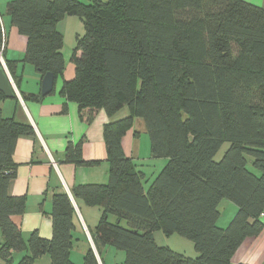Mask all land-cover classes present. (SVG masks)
<instances>
[{
	"label": "trees",
	"instance_id": "trees-1",
	"mask_svg": "<svg viewBox=\"0 0 264 264\" xmlns=\"http://www.w3.org/2000/svg\"><path fill=\"white\" fill-rule=\"evenodd\" d=\"M89 1L12 0L8 15L27 38V50L21 61L5 60V47L2 53L13 75L22 62L57 81L66 69L57 24L78 17L85 34L71 58L75 76L60 91L64 112L74 102L87 123L99 110L109 117L130 112L104 127L109 182L72 192L75 201L101 210L90 230L98 254L88 244L82 264H105L106 246L125 252L123 264H233L242 243L264 229V6L244 0ZM4 35L0 23V46ZM137 119L145 124L151 157L167 159L152 181L122 146ZM22 136L34 137L32 126L0 110V264H36L44 255L51 264H75V247L89 241L77 230L67 193L52 199L51 238L34 231L25 241L13 221L26 211V199L9 194ZM225 143L230 147L218 160ZM66 160L96 163L84 160L83 142L68 145ZM225 200L238 211L223 228ZM157 232L192 241L197 257L160 246ZM17 254H23L19 262Z\"/></svg>",
	"mask_w": 264,
	"mask_h": 264
},
{
	"label": "crops",
	"instance_id": "crops-1",
	"mask_svg": "<svg viewBox=\"0 0 264 264\" xmlns=\"http://www.w3.org/2000/svg\"><path fill=\"white\" fill-rule=\"evenodd\" d=\"M11 1L0 0V23L5 34V56L6 60L21 61L27 50V38L24 35V37L21 36L18 29L11 23L8 15V5ZM244 1L256 6H264V0ZM80 35L82 34H77V36ZM68 66L66 65L62 79H57L54 92L42 100L32 98L41 97L42 84V77L34 66L21 62L15 68L14 75L7 67L17 97L1 100L0 110L4 117H13L20 123L29 124L35 131L34 137H20L15 147L13 158L16 164V177L10 184L9 194L13 197H24L26 211L23 215L13 217L14 223L20 228L25 241L34 231L43 238H51L53 233L50 217L52 199L56 194L67 193L71 200H74L77 230L82 235L85 234L89 241H81L77 245L80 256H83L88 244L94 245L90 230L97 226L101 210L89 207L82 201H75L72 192L79 185L109 182L110 168L104 127L128 117L130 112L125 108L113 117H109L105 110H99L88 123L82 120L79 106L74 102H68L67 112H64L66 100L61 96L60 91L63 83L72 80L75 76V66L71 61ZM80 142H83L84 160L96 163L81 166L66 160L68 145H77ZM122 146L125 155L138 165L147 178L151 171L150 180L157 176L167 164V159L163 161L164 158L151 157L150 138L141 119L134 122L133 128L123 138ZM158 161L163 163L159 171ZM152 163L153 167L150 168ZM237 211L238 207L234 203L223 201L220 205L219 225L223 228L227 227ZM261 220L264 223V214ZM155 238L159 244V239L162 240L163 236L157 232ZM2 243L0 234V247ZM159 245L163 246L161 243ZM96 253L98 254L97 250ZM48 257L44 255L37 260L36 264H46V261L51 264ZM232 263L264 264V229L258 237L247 239L242 243Z\"/></svg>",
	"mask_w": 264,
	"mask_h": 264
},
{
	"label": "rangeland",
	"instance_id": "rangeland-1",
	"mask_svg": "<svg viewBox=\"0 0 264 264\" xmlns=\"http://www.w3.org/2000/svg\"><path fill=\"white\" fill-rule=\"evenodd\" d=\"M82 2L89 3L90 1L89 0H82ZM78 23H80L79 26H78ZM57 25L59 28L58 30L59 31L61 30L60 32H62L63 37H64L63 55H64V59L66 60V65L68 66V64L70 63L71 58H72L73 50L76 46L77 37H78L77 34L78 33L82 34V35H80L82 37L85 34V30H84L85 26H84V23L82 22V20L78 17H75V16H66ZM21 36H23V35H21ZM4 47H5V41L0 46L1 55H3L2 53H3ZM2 59H3V56H2ZM5 60H6V58H5ZM0 61H4V60L0 59ZM1 64H2V62H0V65ZM24 64H27V63H24ZM29 66H32V65L29 64ZM59 79L61 80L62 77L60 76ZM229 147H230L229 143H225L222 146L221 150L218 153V157H217L218 160H220L223 157L224 153L226 152V150ZM162 160L165 161L166 159H162ZM158 162H157V164L159 167V169H158V171H159L162 169L163 163H162V161H158ZM151 167H153V163L150 165V168ZM150 172L148 173V179H150L151 175H152ZM153 178H152V180H153ZM149 185L150 184L146 185V188H148ZM160 234H161V236H163V239L162 240L159 239V244L161 243L163 246L169 247L170 249L174 250L177 253L184 254L186 257H189V258H196L197 257V252L195 251V247H194V244L192 241L187 240L185 238H182L177 234L172 235V236H166L162 232H160ZM101 253H102L103 261L105 264H123V262L125 260V252L118 250L113 246H106V248ZM80 254H81L80 250H79L78 246H76L73 253H72V255H73L72 259L74 260L75 264H82L83 263V256H80ZM22 256H23V254L15 255V262H19ZM46 264H48V261H46Z\"/></svg>",
	"mask_w": 264,
	"mask_h": 264
},
{
	"label": "water",
	"instance_id": "water-1",
	"mask_svg": "<svg viewBox=\"0 0 264 264\" xmlns=\"http://www.w3.org/2000/svg\"><path fill=\"white\" fill-rule=\"evenodd\" d=\"M0 59H2V55L0 53ZM2 62L0 67V94H2L7 99H15L17 97V92L14 84L9 76L7 66L4 61ZM56 79L52 73H47L43 79L41 84V96L47 97L52 94L55 90ZM92 248L95 250V246L92 243Z\"/></svg>",
	"mask_w": 264,
	"mask_h": 264
},
{
	"label": "built area",
	"instance_id": "built-area-1",
	"mask_svg": "<svg viewBox=\"0 0 264 264\" xmlns=\"http://www.w3.org/2000/svg\"><path fill=\"white\" fill-rule=\"evenodd\" d=\"M4 39H5V37H4ZM73 199V198H72ZM74 201V200H73ZM262 216H263V214H262Z\"/></svg>",
	"mask_w": 264,
	"mask_h": 264
}]
</instances>
